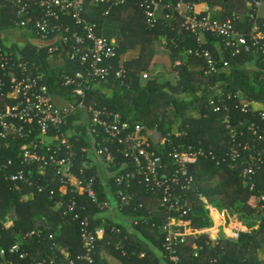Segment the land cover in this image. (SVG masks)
<instances>
[{"label":"trees","instance_id":"16d2710c","mask_svg":"<svg viewBox=\"0 0 264 264\" xmlns=\"http://www.w3.org/2000/svg\"><path fill=\"white\" fill-rule=\"evenodd\" d=\"M139 1L127 0L126 9L122 8L123 6L116 8L109 17H112L116 10L122 11L123 9L126 17L130 16L129 27H139L141 36L136 33V37L139 38L137 42L143 45L141 57L136 63L124 64L127 71L125 84H122L121 79L117 78L118 67H115L109 78L101 79L99 87L89 90V100L97 102L101 108L106 107L109 112L119 113L124 121L130 123L131 131H134L135 134L138 133L136 127L144 126L146 131L139 133L141 137H145L148 131L152 132L154 129L162 135L178 130L183 136L172 134L173 146L179 148L177 145L183 144V147L186 148L192 145L195 148L203 147L206 151L211 150L215 153L216 160L202 158L189 167V174L196 180L194 191L188 195L195 211V214L190 216L193 219V226H203L205 222L202 221V218H206L207 223L214 222L202 199L205 198L211 205L221 210L227 209L235 215L247 228V231L240 235L238 241L221 239L218 242H213L206 234L199 237L189 236L184 242L175 245L177 253L181 257V264H264V257L259 254V250L264 246V208H262L264 203L260 199L264 189V142L258 141L252 132L245 128V124L251 121L264 127V120L259 116V113L264 112V79H261L259 73H251L246 67L248 62L254 60H258L260 65L264 66V58L253 47H241L238 52L231 47H223L226 49L221 56L218 49L212 47V44L214 42L222 44L223 39L211 34L207 35V42H198L197 36L187 31L188 29L183 26V19L173 11L179 0H157L161 4L171 3L170 13L175 18L160 19L150 29L145 23V13L140 7ZM185 1L200 2L201 0ZM202 1L222 7L223 19L232 18L235 12L244 14L248 11L246 0ZM103 8L105 6L101 7V13L98 12L100 13L98 18L91 19L97 24L99 35L98 28L105 19V16L102 15ZM17 10L18 8L9 1L0 0V51L3 54L8 51L15 60L22 53L21 49L18 51L19 46L14 45L15 48L11 50L13 46L9 47L4 44L3 39L8 38L7 32H17L20 29L16 25ZM62 21L70 25L72 30L78 29L82 32L71 17H63ZM179 29L181 32L178 33ZM20 31H22L21 37L25 42L24 47L28 49L26 57L31 56L32 60L43 61L52 93L63 92L65 95H69L70 91H66L60 84L61 75L70 73L67 62L65 65H59L57 62V64H51L45 54H37V46L32 41V39L38 38L36 32L31 29H20ZM70 32L59 31L58 34L70 37ZM162 34L178 42L183 40L178 47H172L174 61L180 60V64L174 67L176 79L166 81L152 76L149 80H145V85H142L141 71L147 69L146 62L149 61L146 48ZM183 44L188 45L183 47ZM61 47H69V45ZM206 51L210 52L217 64L216 73L209 71L211 68L205 58ZM55 59L58 57L55 56ZM192 64H199L200 70L191 71L189 66ZM217 89L218 91H216ZM220 93L231 109V119L234 122L245 120L244 126L239 129L243 131V134L238 135L237 141L243 145H249L250 148H253L254 153H260L262 156V163L254 164L255 175L248 178L249 181H254L255 190H251L242 175L243 168L249 164V152L242 151V158L233 166L225 163L230 147L229 130L226 128L224 120L225 112L217 113L208 107L211 95L214 94V98H217ZM239 93L247 102L251 103L252 112L249 114L241 111V102L237 97ZM229 96L230 98H228ZM73 128L75 129L74 120H71L68 126L62 127V134L67 136L69 132L75 130L76 132L83 131L84 135L78 146L88 148L86 157L94 161L95 167L89 171L88 175L97 177L96 190L98 192V203H93L85 195L76 196V202L82 208L81 214L89 217L92 229L101 224L103 219L106 221V225H104L105 237L95 242V260L91 264H108L105 258L100 257L101 252L118 258L121 261L120 264H174L169 260L165 251L166 235L160 228L169 215L161 206L163 190L159 188L154 192L149 191L141 173H138L137 179L131 183L130 187L118 185L115 177H108L106 185L101 188L99 183L102 184L105 178L101 175L104 169L101 163L103 158L96 157L95 147L86 134V127H77L75 130ZM76 136H73L71 140L75 141ZM121 136H123L122 139H125L127 134ZM23 143L9 141L10 148L8 149L4 144L0 150V162L12 158L16 161L13 170L20 168L19 152ZM110 146L114 163H118L116 168L110 167V171L114 174L125 171L140 172V166L134 159L124 156L121 152L124 147H129L128 144L116 143ZM153 149L158 153L165 150L160 144L154 145ZM166 149H168V153L173 151L172 147ZM78 153L77 155H80ZM163 160L168 167V157L164 156ZM120 168L123 169L119 171ZM48 176L50 177V175ZM40 183L46 184V181H40ZM59 188L60 184L53 178L49 188L41 193L35 189L34 198L22 201V195H26L30 190L23 186L21 191H17L12 184L6 181L4 176L0 175V246L9 248L17 241L18 235H25L40 228L43 230L41 235H34L25 240L23 249L29 252L25 262L43 259H46V264H50L52 261L53 264H69L70 259L77 262V256L84 252L80 222L74 221L71 215H64L65 207H60L55 203L56 198L52 199L51 189H55V197H57L60 194ZM127 188L134 195L128 206L112 210L101 208V202L109 201L110 198H114V201L117 192ZM71 197L72 195L69 194L65 199L69 201ZM11 203L14 205V224L12 227L6 228L3 221L6 219L7 208ZM113 210H118L125 216L123 221L116 220L118 213ZM199 210L203 211L202 216L200 213L198 214ZM251 218L260 219L258 228L255 230L248 226V221ZM117 228L120 229V232H117ZM194 244L202 248L197 257Z\"/></svg>","mask_w":264,"mask_h":264},{"label":"built area","instance_id":"2783aa9c","mask_svg":"<svg viewBox=\"0 0 264 264\" xmlns=\"http://www.w3.org/2000/svg\"><path fill=\"white\" fill-rule=\"evenodd\" d=\"M7 1L18 8L17 27L34 30L38 35L34 41L35 45L37 40L47 43V45H37V54H45L49 61L57 62L59 65H65L67 62L70 73L61 75L60 84L70 92L69 95L63 92L52 93L43 61L32 60L31 56L26 57L27 47L18 48L22 53L17 60L8 51L4 54L0 51V150L4 144L7 145L6 149L10 148L9 141L24 142L19 152L20 168L13 170L16 161L12 158L1 161L0 175L4 176L15 190L21 191L23 186L30 190L26 195H22V201L28 199L29 195L34 198L35 189L41 193L49 188L53 178L60 184V194L55 197V189H51V197L56 198L55 203L60 207H65L64 215H71L74 221L80 222L84 249V252L77 256V262L70 259L69 264L93 263L95 242L99 240L100 234L103 238L106 233L105 219L101 222V230L96 227L92 229L89 217L81 214L82 208L76 202V196L85 195L93 203H98L97 177L88 175L95 164L86 157L88 148L78 146L82 141L83 131L75 130L84 126L86 134L95 147L96 157L103 158L101 163L104 165L114 164L110 145L116 143L129 145L121 152L124 156L134 159L140 166V172L115 173L113 177L118 185L130 187L137 179L138 173H141L149 191L154 192L159 188L163 190L161 206L169 215L160 228H163L166 235L165 251L174 264H181V257L175 245L184 242L189 236L199 237L206 234L213 242L221 239L238 241L246 229L237 217H234L236 220L234 221L227 209L221 210L205 200L207 210L214 222L207 223L206 218H202L205 222L203 226L194 227L193 219L190 218L195 211L188 195L194 191L196 180L189 174V167L202 158L216 160L213 151H206L203 147L195 148L192 145L186 148L183 144L177 145L179 148L173 146L172 134L183 136L178 130L167 135H157L155 138L156 129H154L152 132L148 131L145 137H141L139 133L146 131L144 126L136 127L138 133L135 134L131 131L130 123L124 121L119 113L109 112L106 107L101 108L97 102L89 100V90L99 87L101 79L109 78L115 67H118L116 76L121 79L122 84H125L127 71L121 62L119 46L104 35H99L97 24L84 18L86 7L90 5L101 13V7L105 6L102 15L108 17L114 9L125 5L127 0ZM139 3L145 12L146 25L153 28L159 21L154 11L159 2L140 0ZM203 3L202 0L200 2L179 0L173 10L182 17L183 26L197 36L211 34L220 37L227 48L231 47L236 52L241 47H253L264 58V23L261 22L258 13L264 0L255 1V12L251 14V27L248 31H241L238 28L240 17L236 13L228 19L214 17L208 6L199 10V5ZM63 17L74 19L82 32L78 29L72 30L70 25L62 21ZM165 18L171 20L172 15L168 13ZM59 31H71V36H62L61 33L58 34ZM62 45L69 47H61ZM55 56L58 59H55ZM205 58L211 68L209 71L216 73L217 64L210 52H205ZM68 60H70L69 64ZM151 77L150 73L142 74L144 80H149ZM218 95L214 98L213 94L208 100V107L217 113L225 112V126L230 135V147L225 163L233 166L242 158V151L249 152V164L243 168L242 175L251 190H255L254 181H249L248 178L255 175L254 164H261L262 156L260 153H254L249 145L237 141L238 135L243 134L239 129H242L245 120L234 122L226 100L221 93ZM241 96L242 94H237L241 102V111L249 114L252 112L251 103ZM259 116L264 120V112L259 113ZM71 120H74L75 131L65 136L61 129L68 126ZM245 128L251 131L258 141L264 142V127L251 121L245 124ZM122 134H127L125 139H122ZM75 135H77L76 140L72 141ZM156 144H160L165 150L158 153L153 149ZM169 147H172L173 151L168 153L166 148ZM77 152L80 155H77ZM164 156L168 157V167L163 160ZM122 169L120 168L119 171ZM40 181H46V184H41ZM69 194L72 197L67 201L65 197ZM133 197L128 188L121 189L115 196L116 201L110 198L109 201L101 202V208L109 210L124 208L130 204ZM260 199L264 203V189ZM116 230L120 232L119 228ZM34 235H37L36 230L20 235L23 245L26 239ZM15 245L16 243L9 248H0V264H46V259L25 262L29 252L23 249V245L20 247ZM194 249L197 251L195 254L197 257L202 248L194 244ZM50 264H53V261Z\"/></svg>","mask_w":264,"mask_h":264},{"label":"crops","instance_id":"0c3cea01","mask_svg":"<svg viewBox=\"0 0 264 264\" xmlns=\"http://www.w3.org/2000/svg\"><path fill=\"white\" fill-rule=\"evenodd\" d=\"M255 1L256 0H246V8H248V11L246 13H237L240 17V21L238 23V28L241 31H248L251 27L250 17L253 12H255ZM128 5V2H126L125 5H122V8H125ZM140 5V4H139ZM204 6H208L210 9V13L214 17L223 18V9L220 6L211 5L207 2H204L203 4L199 5V10L204 8ZM121 7V6H120ZM118 7V8H120ZM171 3H160L159 5L155 7V15L159 19H166L165 16L170 13ZM126 9V8H125ZM168 9V10H167ZM174 9V8H173ZM86 14L84 15V18L87 19V21L93 22L91 19L98 18V13L95 8L88 5L86 7ZM167 10V11H166ZM174 11V10H173ZM113 12V11H112ZM111 12V14H112ZM121 12V14H120ZM124 10H116L114 15L112 17H105V19L101 22V26L98 28V32L100 35H104L111 41L115 42L119 48H120V55H121V62L123 64L128 63H136L137 60L141 57L142 54V47L143 45L141 43H138L137 40L139 39L136 37V33H141L139 27H129L128 21L130 19L126 17V14L123 13ZM176 12V11H174ZM145 13V12H144ZM258 13L260 16L261 22L264 23V3L261 5V7L258 9ZM124 14V15H123ZM172 19L175 18L172 13ZM178 14V13H177ZM181 17L180 15H178ZM146 18V17H145ZM182 18V17H181ZM167 20V19H166ZM158 21V22H159ZM146 23V21H145ZM148 27V26H147ZM149 28V27H148ZM152 29V28H150ZM16 31L7 32L8 38H6L10 44V46L17 45L19 47H24L25 42L23 38L21 37L22 31L20 29ZM189 33H192L190 30H187ZM17 33V35L15 34ZM181 32V29L178 30V33ZM13 33V34H12ZM14 34L16 37H14ZM196 35V34H194ZM197 36V35H196ZM18 38V39H17ZM198 42L204 43L208 41L207 35L203 36H197ZM32 41H36L35 39H32ZM38 41V40H37ZM181 41L179 42L174 39H169L166 35L162 34L158 39H154L146 48L147 50V56L149 58V61H147V69H143L141 72L143 73H150L153 77H157L166 81H173L176 79V73H174V67L178 64H180V60L174 61V52L172 47H178L179 44H181ZM185 42V41H184ZM7 45V44H6ZM188 44H183V47H186ZM9 46V47H10ZM37 46V45H36ZM212 47H216L218 49V53L222 56L225 49L223 47H227L226 44L222 41V44L219 42H214L212 44ZM247 69L251 73H259V76L261 79H264V66H261L258 60H254L251 62H248ZM189 69L191 71H198L200 70L199 64H192L189 66ZM146 81L141 77V84L145 85ZM210 215V214H209ZM13 216H15L13 214ZM12 216V217H13ZM10 216H6L7 219ZM243 225V224H242ZM244 229L247 228L243 225ZM109 259V258H108Z\"/></svg>","mask_w":264,"mask_h":264},{"label":"rangeland","instance_id":"374dc122","mask_svg":"<svg viewBox=\"0 0 264 264\" xmlns=\"http://www.w3.org/2000/svg\"><path fill=\"white\" fill-rule=\"evenodd\" d=\"M17 33H18V31H17ZM17 33L15 32V34L17 35ZM13 34V33H12ZM14 34V37H16V35ZM140 36H141V33H140ZM18 39V38H17ZM3 42H4V44H7V46H10V44H9V42H8V40L6 39V38H4L3 39ZM50 63L51 64H57L56 62H54V61H50ZM108 93L109 94H111V92H109L108 91ZM242 97V96H241ZM57 101H60V102H63V103H65L66 101L65 100H60V99H56ZM177 131V130H176ZM154 134H155V138H157V135H160V132H158V131H156V130H154ZM116 166H118V164L117 163H114V164H108V166L107 165H104L103 164V171L101 172V175L103 176V177H105L104 178V181H103V183H102V185H101V183H99V186L100 187H103L104 185H106V180H107V178L108 177H110V178H112L113 176H114V172H112V171H110V169L112 168V169H114V168H116ZM111 167V168H110ZM34 194H35V192H34ZM32 195H29L28 196V199H32ZM203 199V201H205L206 199L205 198H202ZM27 200V199H26ZM207 201V200H206ZM211 204V203H210ZM13 203H11L9 206H8V208H7V215L6 216H10L9 218L10 219H8V220H6V219H4V227H7V228H9V227H12L13 226V224H14V219H13V211H14V208H13ZM216 207V206H215ZM113 211H115V212H117L118 213V215H117V217H116V220H118V221H123V219L125 218V216H123L118 210H113ZM200 211V212H199ZM198 211V214L200 213L201 214V216L203 215V211L202 210H199ZM230 213V212H229ZM231 214V213H230ZM232 216H233V218L234 217H236L235 215H233V214H231ZM234 221H236L235 220V218H234ZM239 222L240 223H242L240 220H239ZM260 223V219L259 218H255V219H252L251 218V220L249 219V221H248V226L249 227H251L253 230H255L256 228H258V224ZM138 224V223H137ZM105 225H106V222H105ZM231 226H232V224H231ZM114 227H116V225H114ZM96 228L97 229H99V230H101V224H99L98 226H96ZM37 231V236H39V235H41V233H42V229H37L36 230ZM162 232H163V234H164V230H163V228H162ZM219 232H220V229H219ZM102 234H100V237H99V239H101L102 238V236H101ZM16 243V247H20L21 245H23V241L20 239V235H18V237H17V241L15 242ZM120 245V247H121V245H122V242L119 244ZM3 246H0V248H2ZM15 247V248H16ZM102 253V254H101ZM100 253V257H103V258H105L106 259V261H107V263L108 264H120L121 263V261L118 259V258H116V257H114L113 255H110V254H108V253H105V252H101ZM123 254H124V252H123ZM259 254H260V256L261 257H264V246L259 250ZM109 258V259H108Z\"/></svg>","mask_w":264,"mask_h":264},{"label":"water","instance_id":"95a60500","mask_svg":"<svg viewBox=\"0 0 264 264\" xmlns=\"http://www.w3.org/2000/svg\"><path fill=\"white\" fill-rule=\"evenodd\" d=\"M39 44L47 45L46 42H43V41L38 40V41H37V45H39ZM14 48H15V47H11V50L14 49ZM212 96H213V95H211V97H212ZM211 97H210V98H211ZM210 98H209V99H210Z\"/></svg>","mask_w":264,"mask_h":264}]
</instances>
